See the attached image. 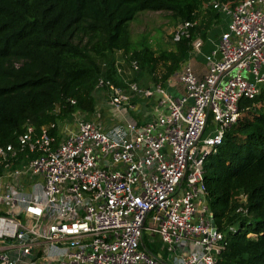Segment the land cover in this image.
<instances>
[{"label": "built area", "instance_id": "obj_1", "mask_svg": "<svg viewBox=\"0 0 264 264\" xmlns=\"http://www.w3.org/2000/svg\"><path fill=\"white\" fill-rule=\"evenodd\" d=\"M210 5L228 16L227 30L210 53L200 37L192 40L190 56H203L205 73L184 63L175 74L181 97L159 84L124 79L122 88L100 79L107 108L124 121L75 111L63 125H27L15 146H0V264H218L237 230L216 225L203 166L240 102L264 89V0ZM196 26L181 22L173 43ZM155 96L158 119L125 118L134 99ZM246 203L240 195L236 212L247 216Z\"/></svg>", "mask_w": 264, "mask_h": 264}, {"label": "trees", "instance_id": "obj_2", "mask_svg": "<svg viewBox=\"0 0 264 264\" xmlns=\"http://www.w3.org/2000/svg\"><path fill=\"white\" fill-rule=\"evenodd\" d=\"M240 1L0 0V146H15L27 125L57 124L75 111L91 116L100 79L125 86L115 51L136 61L139 76L131 82L147 74L165 88L189 60L192 40H205L206 29L219 22L210 3ZM147 10L168 11L173 21L197 26L170 50L156 54L146 42L135 49L129 24ZM203 169L216 225L237 230L227 235L218 264H264V89L240 102L236 123ZM242 194L247 216L236 212Z\"/></svg>", "mask_w": 264, "mask_h": 264}, {"label": "rangeland", "instance_id": "obj_3", "mask_svg": "<svg viewBox=\"0 0 264 264\" xmlns=\"http://www.w3.org/2000/svg\"><path fill=\"white\" fill-rule=\"evenodd\" d=\"M228 16L226 14H221L219 22L214 23L210 28L206 29V32H209L206 35V39L204 40V48L203 53H210L211 50L217 48L219 43L220 35L227 30ZM180 24V22L173 21L171 14L168 11H142L139 12L134 20L129 24V32L131 36V40L133 43V47L138 49L141 44L146 42L152 51L156 54L163 50H170L174 47V43L172 41V34L176 27ZM113 57L116 59V63H118L119 68L121 69V75L125 79L126 82H131L133 78L138 77V73L133 69L131 63L125 59L124 55L120 51L113 52ZM198 61L204 63V58L200 55L197 58ZM171 80V79H170ZM138 85L142 88L153 86V82L149 75L145 74L140 77L138 80ZM126 86V84H125ZM123 86V88H126ZM167 86V84H166ZM169 88V87H168ZM168 88L165 87V90L168 94ZM171 95V94H170ZM95 97V109H98L99 114H95L97 118L96 121L101 123L107 122L116 123L122 122L125 119L120 116L117 112L110 110L107 108V99L106 91L98 90L94 92ZM158 96L153 97L151 100H144L136 98L134 99V105H136V109L132 111L126 112V117L129 121L135 122H149L153 119H158L159 116L163 114V108L157 105ZM86 119L92 120V116L85 115ZM105 120V121H104ZM71 121L70 117H66L63 120H59L58 124L63 125L64 122ZM147 239V237H146ZM156 243L151 246L155 251H159L161 244L157 241L155 237Z\"/></svg>", "mask_w": 264, "mask_h": 264}, {"label": "crops", "instance_id": "obj_4", "mask_svg": "<svg viewBox=\"0 0 264 264\" xmlns=\"http://www.w3.org/2000/svg\"><path fill=\"white\" fill-rule=\"evenodd\" d=\"M198 57L199 56H195V57H191L190 56L189 63L193 67L196 75L201 77L205 73V63H203L201 61H198L197 60ZM166 88H168V91H170L171 96L174 97V98H179L183 94V89L179 85V83L177 82V77L175 75L171 78V80L167 81ZM125 118L128 119L126 117V114H125ZM107 120H109V119H107ZM107 120L106 121L104 120L105 124H109L110 123V122H107Z\"/></svg>", "mask_w": 264, "mask_h": 264}]
</instances>
